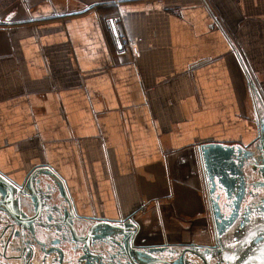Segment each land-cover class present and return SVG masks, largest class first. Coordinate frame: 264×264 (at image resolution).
Segmentation results:
<instances>
[{"label":"crops","instance_id":"crops-1","mask_svg":"<svg viewBox=\"0 0 264 264\" xmlns=\"http://www.w3.org/2000/svg\"><path fill=\"white\" fill-rule=\"evenodd\" d=\"M257 118L264 0H0V173L48 166L79 216L189 237L210 208L197 147L249 146Z\"/></svg>","mask_w":264,"mask_h":264},{"label":"flooded vegetation","instance_id":"flooded-vegetation-1","mask_svg":"<svg viewBox=\"0 0 264 264\" xmlns=\"http://www.w3.org/2000/svg\"><path fill=\"white\" fill-rule=\"evenodd\" d=\"M232 145L226 174L206 186L204 224L176 240L159 224L144 232L132 216L79 217L56 198L54 178L37 189L0 178V264H264V131L249 146Z\"/></svg>","mask_w":264,"mask_h":264},{"label":"water","instance_id":"water-1","mask_svg":"<svg viewBox=\"0 0 264 264\" xmlns=\"http://www.w3.org/2000/svg\"><path fill=\"white\" fill-rule=\"evenodd\" d=\"M264 118H257V127L259 129V132L264 131ZM235 145H229L224 144L222 142H206L202 143L197 147V152L200 156V160L202 163V170L204 174V178L206 181V186H215L216 180L215 178L220 180V177L222 174H226V169H221L222 166L227 162L231 160V157H233V151L235 149ZM217 176V177H216ZM54 178L56 181V198L58 201L63 204V207L66 208H72L76 211V208L73 207L72 201L69 197V194L67 192L66 186L63 182V180L48 166H37L33 170H31L28 175L24 178L22 182H16L9 180L6 178L3 174L0 173V178L7 182L8 184L15 186L17 188L22 187L23 185H27L28 187L34 186V184H39V182H42L44 179L47 178ZM37 189V188H35ZM213 193V190H210ZM211 197V195H210ZM210 201H212L210 199ZM213 207V204H212ZM214 207L215 204H214ZM213 207V208H214ZM77 213V212H76ZM84 217V216H79ZM98 222L102 223H110L113 219L111 218H104L99 217L97 218Z\"/></svg>","mask_w":264,"mask_h":264},{"label":"built area","instance_id":"built-area-1","mask_svg":"<svg viewBox=\"0 0 264 264\" xmlns=\"http://www.w3.org/2000/svg\"><path fill=\"white\" fill-rule=\"evenodd\" d=\"M118 41L121 45L122 51L125 53L127 51H131V48L133 46L132 41L128 38L126 34H119Z\"/></svg>","mask_w":264,"mask_h":264}]
</instances>
